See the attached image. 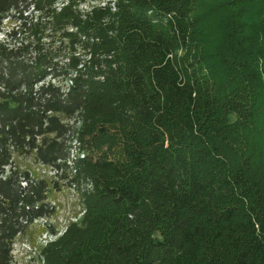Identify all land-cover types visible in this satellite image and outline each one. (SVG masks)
Segmentation results:
<instances>
[{
    "label": "trees",
    "instance_id": "obj_1",
    "mask_svg": "<svg viewBox=\"0 0 264 264\" xmlns=\"http://www.w3.org/2000/svg\"><path fill=\"white\" fill-rule=\"evenodd\" d=\"M86 1L0 0V264L60 232L16 154L80 191L43 264H264V0Z\"/></svg>",
    "mask_w": 264,
    "mask_h": 264
},
{
    "label": "rangeland",
    "instance_id": "obj_2",
    "mask_svg": "<svg viewBox=\"0 0 264 264\" xmlns=\"http://www.w3.org/2000/svg\"><path fill=\"white\" fill-rule=\"evenodd\" d=\"M103 1V0H102ZM87 0L85 3H81L80 9L86 10L90 6H98L106 3L105 1ZM115 1V0H108ZM240 12L237 11V19L239 20ZM218 23L212 26L211 33L215 36L219 35L217 27ZM201 28V27H200ZM201 30V29H200ZM2 38V35H0ZM237 36L233 37L229 42L227 48L236 47ZM182 54V51H180ZM75 150V148H74ZM78 151V150H77ZM15 162L18 163L23 169H30L33 175L37 178L47 180L51 185L49 192V202L56 210V216L51 220L52 226L56 227L59 231L64 232L69 226V223L76 222V218L81 214L83 207L81 202L80 191L78 187H69L67 183L60 178L57 179L51 168L40 165L34 161L32 157H23L15 155ZM58 182L59 187L54 185V182ZM45 220H41L38 224H34L27 232L17 238L13 245V252L15 258V264H43L44 261L39 258L37 245L38 241L42 242L47 235V231L43 228H47ZM43 232V233H42ZM43 234V235H42ZM44 243V242H42ZM45 244V243H44Z\"/></svg>",
    "mask_w": 264,
    "mask_h": 264
},
{
    "label": "built area",
    "instance_id": "obj_3",
    "mask_svg": "<svg viewBox=\"0 0 264 264\" xmlns=\"http://www.w3.org/2000/svg\"><path fill=\"white\" fill-rule=\"evenodd\" d=\"M40 221H41V220H40ZM38 222H39V221H38ZM38 222H37V223H38ZM64 231H65V230H64ZM61 232H62V231H60L59 233L61 234ZM59 233H58V234H59ZM63 233H64V232H63ZM58 234H57V235H58ZM47 235H49V236L45 237V238L43 239V241H42V242H44L45 244H47V243H48L49 241H51V240H55V239H56V236H57V235H50V234H48V233H47ZM44 243H43V244H44ZM13 256H14V252H13ZM14 264H15V262H14Z\"/></svg>",
    "mask_w": 264,
    "mask_h": 264
}]
</instances>
